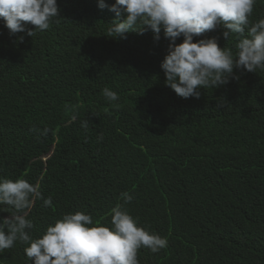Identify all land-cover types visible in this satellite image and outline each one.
Wrapping results in <instances>:
<instances>
[{
    "label": "trees",
    "instance_id": "16d2710c",
    "mask_svg": "<svg viewBox=\"0 0 264 264\" xmlns=\"http://www.w3.org/2000/svg\"><path fill=\"white\" fill-rule=\"evenodd\" d=\"M57 3L60 17L34 37L10 36L0 19V178L52 198L27 210L32 237L66 213L111 227L129 192L124 207L138 225L167 239L157 252L141 247L139 264H264V70L234 69L226 85L182 98L165 83L163 29L159 40L147 27L110 37L117 17L99 0ZM261 18L256 0L249 26ZM223 31L194 40L235 53L240 37ZM25 247L0 252V264H34Z\"/></svg>",
    "mask_w": 264,
    "mask_h": 264
},
{
    "label": "clouds",
    "instance_id": "9594fccd",
    "mask_svg": "<svg viewBox=\"0 0 264 264\" xmlns=\"http://www.w3.org/2000/svg\"><path fill=\"white\" fill-rule=\"evenodd\" d=\"M256 0H115L107 4L99 0L98 7H108L117 19L111 22L106 35L126 38L127 33L145 27L160 39L161 29L170 40L161 68L166 86L182 98H199L200 88L226 85L236 77L234 69L247 72L264 70V18L249 26V16ZM57 0H0V19L10 36L27 31L34 37L37 31L50 27L53 18L60 17ZM119 17H125L120 20ZM35 28H28V25ZM223 28L226 40L237 34L236 52L221 48L215 38H201L207 31ZM247 28V35L245 30ZM183 37L181 43L177 39ZM19 41L24 36L17 37ZM108 101L118 95L105 87ZM87 127V121L82 124ZM35 199L45 206L52 198L44 199L38 185L25 179L0 178V211H13L0 217V252L19 241L26 245L25 255L34 264H139L141 247L157 252L167 247V239L139 226L124 205L133 200L129 192H121L118 203L111 209V227L93 224L89 214L66 213L54 225H49L39 238L30 230L35 227L28 211Z\"/></svg>",
    "mask_w": 264,
    "mask_h": 264
}]
</instances>
